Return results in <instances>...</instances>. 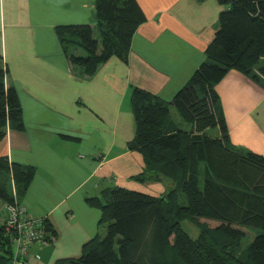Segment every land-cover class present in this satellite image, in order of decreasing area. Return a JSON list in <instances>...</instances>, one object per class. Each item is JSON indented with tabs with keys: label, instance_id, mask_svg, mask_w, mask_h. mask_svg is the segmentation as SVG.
Wrapping results in <instances>:
<instances>
[{
	"label": "crops",
	"instance_id": "1",
	"mask_svg": "<svg viewBox=\"0 0 264 264\" xmlns=\"http://www.w3.org/2000/svg\"><path fill=\"white\" fill-rule=\"evenodd\" d=\"M146 20L134 32L128 60L112 56L87 78L65 54L56 27L95 24L94 0H0V55L16 88L25 128H7L0 163L36 167L19 202L56 231L32 243L26 264L79 257L103 228L87 198L116 185L151 195L173 182L140 183L141 153L130 150L136 123L134 87L171 100L206 57L226 6L218 0H137ZM235 148L264 156V79L231 69L216 85ZM8 180L0 172V183ZM11 191L16 189L12 176ZM8 217L0 198V227ZM8 264H13L12 260Z\"/></svg>",
	"mask_w": 264,
	"mask_h": 264
},
{
	"label": "trees",
	"instance_id": "2",
	"mask_svg": "<svg viewBox=\"0 0 264 264\" xmlns=\"http://www.w3.org/2000/svg\"><path fill=\"white\" fill-rule=\"evenodd\" d=\"M227 8L206 57L171 100L134 87L131 106L136 123L130 150L141 153L140 183L168 179L173 188L155 196L119 185L87 198L101 210L104 232L83 246L79 257L55 264H264V156L235 148L220 108L216 85L231 70L264 79V0H218ZM95 24L56 27L65 54L89 78L112 56L128 60L134 32L146 20L137 0H95ZM0 55V139L7 128L23 130L19 95L6 81ZM184 125V126H183ZM218 131L217 136L208 133ZM8 180L0 198L18 200L36 167L0 163ZM49 237L56 235L44 217ZM191 220L192 237L182 226ZM262 232L253 236L248 229ZM252 240L243 246V238ZM48 237V238H49ZM11 234L0 227V264L12 260Z\"/></svg>",
	"mask_w": 264,
	"mask_h": 264
},
{
	"label": "built area",
	"instance_id": "3",
	"mask_svg": "<svg viewBox=\"0 0 264 264\" xmlns=\"http://www.w3.org/2000/svg\"><path fill=\"white\" fill-rule=\"evenodd\" d=\"M13 197V202L5 203L8 217L4 227L11 234L12 263L26 264L29 246L34 242L50 243L54 240V236L49 237L47 235L44 217H33L28 214L27 209L19 202L15 188L13 189Z\"/></svg>",
	"mask_w": 264,
	"mask_h": 264
},
{
	"label": "rangeland",
	"instance_id": "4",
	"mask_svg": "<svg viewBox=\"0 0 264 264\" xmlns=\"http://www.w3.org/2000/svg\"><path fill=\"white\" fill-rule=\"evenodd\" d=\"M95 1V0H94ZM94 7H95V3H94ZM95 11V9H94ZM78 67V66H77ZM77 70H80L79 68H77ZM7 81H8V78H7ZM184 126V125H183ZM208 133L212 136H217L218 134V131L214 128H211L209 129ZM172 189V186L168 187L167 192H169L170 190ZM182 226L183 228L192 236V237H197L199 235V229L198 227L191 221V220H184L182 222ZM249 233L253 234V236H255L256 234L262 232V230H259V229H248ZM252 240V237L247 234L244 238H243V241H242V244L243 246H246L249 244V242Z\"/></svg>",
	"mask_w": 264,
	"mask_h": 264
}]
</instances>
